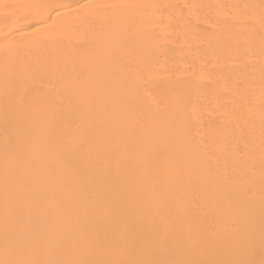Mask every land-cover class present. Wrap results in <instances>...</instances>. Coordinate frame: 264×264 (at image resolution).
<instances>
[{"label": "bare ground", "instance_id": "1", "mask_svg": "<svg viewBox=\"0 0 264 264\" xmlns=\"http://www.w3.org/2000/svg\"><path fill=\"white\" fill-rule=\"evenodd\" d=\"M20 259L264 264V0H0Z\"/></svg>", "mask_w": 264, "mask_h": 264}, {"label": "snow or ice", "instance_id": "2", "mask_svg": "<svg viewBox=\"0 0 264 264\" xmlns=\"http://www.w3.org/2000/svg\"><path fill=\"white\" fill-rule=\"evenodd\" d=\"M9 7V6H5ZM54 10L57 11L59 14V7L62 6H52ZM51 16H49V19ZM31 93H26V99L31 97ZM53 119H59V113L53 112L52 114ZM0 264H60V262H53V261H38V260H0ZM96 264H152L149 261H139V260H114L111 262H96ZM168 264H221L218 261H208V260H177V261H170ZM224 264H246L244 261H232V262H224Z\"/></svg>", "mask_w": 264, "mask_h": 264}]
</instances>
